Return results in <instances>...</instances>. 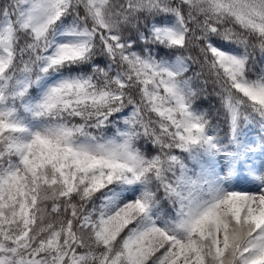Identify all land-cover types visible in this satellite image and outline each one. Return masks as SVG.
I'll list each match as a JSON object with an SVG mask.
<instances>
[{"label":"snow or ice","instance_id":"1","mask_svg":"<svg viewBox=\"0 0 264 264\" xmlns=\"http://www.w3.org/2000/svg\"><path fill=\"white\" fill-rule=\"evenodd\" d=\"M0 264H264V0H0Z\"/></svg>","mask_w":264,"mask_h":264},{"label":"trees","instance_id":"2","mask_svg":"<svg viewBox=\"0 0 264 264\" xmlns=\"http://www.w3.org/2000/svg\"><path fill=\"white\" fill-rule=\"evenodd\" d=\"M204 106L207 107V104H205Z\"/></svg>","mask_w":264,"mask_h":264}]
</instances>
